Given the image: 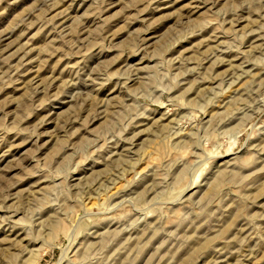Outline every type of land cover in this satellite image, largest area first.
Here are the masks:
<instances>
[{
    "label": "rangeland",
    "instance_id": "obj_1",
    "mask_svg": "<svg viewBox=\"0 0 264 264\" xmlns=\"http://www.w3.org/2000/svg\"><path fill=\"white\" fill-rule=\"evenodd\" d=\"M0 264H264V0H0Z\"/></svg>",
    "mask_w": 264,
    "mask_h": 264
}]
</instances>
